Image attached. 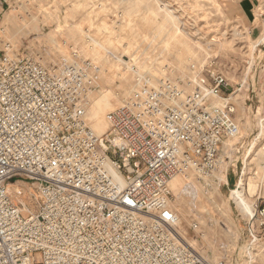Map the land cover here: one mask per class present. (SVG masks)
<instances>
[{
	"label": "built area",
	"instance_id": "built-area-1",
	"mask_svg": "<svg viewBox=\"0 0 264 264\" xmlns=\"http://www.w3.org/2000/svg\"><path fill=\"white\" fill-rule=\"evenodd\" d=\"M193 69L185 81L138 77L98 136L92 61L71 47L48 66L0 45V264H209L179 232L170 182L212 177L239 128L229 80Z\"/></svg>",
	"mask_w": 264,
	"mask_h": 264
},
{
	"label": "rangeland",
	"instance_id": "rangeland-1",
	"mask_svg": "<svg viewBox=\"0 0 264 264\" xmlns=\"http://www.w3.org/2000/svg\"><path fill=\"white\" fill-rule=\"evenodd\" d=\"M261 3L10 0L0 10L1 47L48 66L68 58L75 47L93 62L99 78L90 91L87 122L97 135L108 131V114L133 89L132 66L153 73L168 67L177 80L190 78L193 67L200 72L212 66L229 80L242 131L223 149V163L212 177L193 173L172 183L179 232L209 264H264V217L259 214L264 207V42L256 46L264 33ZM185 52L189 57L181 60ZM249 183L255 185L253 194ZM13 185L17 191L20 184ZM243 189L253 214L231 198ZM29 208L34 210L31 203Z\"/></svg>",
	"mask_w": 264,
	"mask_h": 264
},
{
	"label": "bare ground",
	"instance_id": "bare-ground-1",
	"mask_svg": "<svg viewBox=\"0 0 264 264\" xmlns=\"http://www.w3.org/2000/svg\"><path fill=\"white\" fill-rule=\"evenodd\" d=\"M166 11H168V10H166ZM168 13V12H167ZM169 16V15H168ZM122 17V16H121ZM170 23V22H169ZM174 24V23H173ZM173 26V25H172ZM173 28V27H172ZM175 33V32H174ZM176 34V33H175ZM169 35V34H168ZM174 35V34H173ZM178 35V34H177ZM170 37H172V35L170 34L169 35ZM178 38V37H177ZM180 38V37H179ZM172 40H174V43H176V42H179L178 40H176V39H172ZM171 40V41H172ZM90 41H92V43L94 42L95 44H97L95 41H93V40H91L90 39ZM90 41H88V43H90ZM180 43V42H179ZM177 44V43H176ZM183 44V43H182ZM180 47V46H179ZM180 55V54H179ZM188 55H187V53L185 52V53H183L182 55H181V60H186L188 57H187ZM178 57V56H177ZM178 60V59H177ZM180 61V60H179ZM181 62V61H180ZM131 68V67H130ZM132 73H134V75H135V83H134V87H133V89L124 97V98H128L131 94H132V92L136 89V87H137V81H138V77H143L144 75H149L152 79H153V82H159V80H161L162 78H167V77H169V78H173V76H172V72H170V69L168 68V67H163L162 68V70L160 69L159 71H157V73H153V69H149V70H147L146 72H144L143 70H140V69H138V67L137 66H132V68H131V70H130ZM182 80H186V79H184V78H181ZM90 93H89V95H88V99H87V106H86V109L88 110L89 109V106H90ZM126 99H123L121 102H120V105H118L115 109H113L109 114H108V116H107V121H108V117H109V115L113 112V111H115L116 109H118V108H120L121 107V105L124 103V101L126 100ZM88 123V122H87ZM108 124H109V121H108ZM89 126V125H88ZM94 132V131H93ZM96 134V133H95ZM97 135V134H96ZM98 136H101V135H98ZM229 142V141H228ZM228 142L225 144V146H227L228 145ZM261 155H262V153H261ZM264 158V157H263ZM193 173L194 172H188V173H184V174H179V175H177V176H175V177H173L172 178V180H171V182H170V188H171V191H172V183L174 182V180L175 179H177L178 177H185V178H189L191 175H193ZM186 180H188V179H186ZM227 183V182H226ZM17 185H13V187H16ZM246 186V185H245ZM204 191V190H203ZM243 192H244V189H243V191H239V190H237V191H235V192H233V194H232V196H231V198L233 199V200H235L236 201V203L240 206V207H242V208H244V209H246L247 211H248V213L249 214H253V212H252V210L248 207V205H247V203H246V201H245V198H244V195H243ZM255 192V185L253 184V183H249V193H254ZM204 193H206L205 191H204ZM25 200H27L26 202H25ZM29 198H28V196H26L23 200H22V202L24 203V205L25 206H29ZM253 209H254V207H253ZM255 210V209H254ZM175 211V210H174ZM254 216V215H253Z\"/></svg>",
	"mask_w": 264,
	"mask_h": 264
},
{
	"label": "crops",
	"instance_id": "crops-1",
	"mask_svg": "<svg viewBox=\"0 0 264 264\" xmlns=\"http://www.w3.org/2000/svg\"><path fill=\"white\" fill-rule=\"evenodd\" d=\"M256 1V3H257V5H259L261 2H262V0H255ZM259 9V8H258ZM264 42V33H263V36L259 39V41L257 42V45L256 46H258V45H260L261 43H263ZM234 95V94H233ZM232 95V96H233ZM231 96V97H232ZM216 104H219V105H222L223 104V102H222V100H218V101H216ZM242 131V128H240L239 129V133ZM235 140V139H234ZM233 139L232 140H230V141H234ZM228 142V144L229 143H232V142ZM252 217V216H251Z\"/></svg>",
	"mask_w": 264,
	"mask_h": 264
}]
</instances>
